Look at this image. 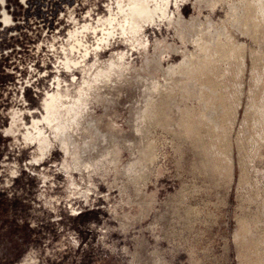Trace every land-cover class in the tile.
Masks as SVG:
<instances>
[{
  "label": "rangeland",
  "instance_id": "374dc122",
  "mask_svg": "<svg viewBox=\"0 0 264 264\" xmlns=\"http://www.w3.org/2000/svg\"><path fill=\"white\" fill-rule=\"evenodd\" d=\"M0 264H264V0H0Z\"/></svg>",
  "mask_w": 264,
  "mask_h": 264
},
{
  "label": "bare ground",
  "instance_id": "6f19581e",
  "mask_svg": "<svg viewBox=\"0 0 264 264\" xmlns=\"http://www.w3.org/2000/svg\"><path fill=\"white\" fill-rule=\"evenodd\" d=\"M257 1H258V2H261V0H257ZM111 65H113V64H111ZM110 67H111V66H110ZM99 71H100V70H99ZM108 71H109V70H108ZM108 71H107V72H108ZM103 72H104V71H103ZM107 72H106V73H107ZM106 73H104V74L106 75ZM100 74H101V73H100ZM107 74H108V73H107ZM106 76H107V75H106ZM103 77H104V76H103ZM104 78H105V77H104ZM103 80H104V79H103ZM78 125H79V124H78Z\"/></svg>",
  "mask_w": 264,
  "mask_h": 264
}]
</instances>
